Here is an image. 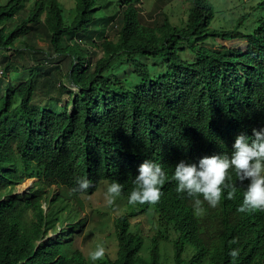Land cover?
Listing matches in <instances>:
<instances>
[{
    "label": "trees",
    "instance_id": "1",
    "mask_svg": "<svg viewBox=\"0 0 264 264\" xmlns=\"http://www.w3.org/2000/svg\"><path fill=\"white\" fill-rule=\"evenodd\" d=\"M25 1L0 5V49H14L20 37L46 30L57 56L70 51L68 78L76 91L69 93L70 110L68 105L60 111L34 105L40 92L49 93L57 80L53 75L40 81L43 74L37 66L26 79L10 82L0 97V264H86L78 250L62 256L61 241L37 243L59 220L53 212L43 214L38 193L3 198V192L30 178L63 187L72 196L92 195L101 183L119 182L120 197L128 202L145 159L160 163L169 179L158 203H128L131 210L114 225L118 249L108 264H161L156 240L143 258L138 255L142 238L129 232V217L151 206L178 233L174 264H232L228 253L233 248L240 251L236 264H264V211H237L247 181L241 186L233 174L236 198H224L216 208L203 202L200 211L192 198L177 194L171 179L179 161L230 153L237 134L251 135L253 128L264 126V15L249 34L239 30L242 18L231 30L216 32L210 30V2L189 0L184 28L167 19L151 28L141 22L137 0H122L116 41L101 43L103 58L87 74V53L75 43L64 49L59 43L66 33L76 36L93 24L96 0H75V16L68 25L57 0H34L26 19L5 33L3 24ZM259 6L264 9V0ZM210 37L241 39L245 46L217 50L199 45ZM181 42L193 53L191 61L181 57ZM120 55L131 60L139 78L134 88L103 76ZM138 55L161 58L164 72L152 75L134 58ZM7 76L5 69L3 78ZM77 177H87L94 186L87 193H73ZM29 209L35 222L24 217ZM186 246L194 250L188 258L183 257Z\"/></svg>",
    "mask_w": 264,
    "mask_h": 264
},
{
    "label": "rangeland",
    "instance_id": "2",
    "mask_svg": "<svg viewBox=\"0 0 264 264\" xmlns=\"http://www.w3.org/2000/svg\"><path fill=\"white\" fill-rule=\"evenodd\" d=\"M7 1L0 0V5L6 4ZM57 1L61 6L64 24L68 25L75 16V0ZM121 1L96 0L97 11L93 24L76 36L70 32L66 33L59 43L62 49L75 43L87 53L89 57L87 74L93 72L96 63L103 58L101 43L116 41L123 10ZM208 1L214 9L210 30L216 32L231 30L242 18L243 24L239 30L244 34H249L256 27L258 19L264 15V9L259 6L263 0ZM33 2L34 0H26L18 12L3 24L2 28L5 33L26 19ZM190 6L189 0H137L141 22L151 28L161 26L165 19L172 26L184 28ZM49 43L46 30L40 28L17 39L13 44L14 49H0V97L10 82L14 84L16 82L13 81L16 79H26L29 76L30 68L38 66L41 68L40 74H43L40 76V81L53 75L57 80L53 82L55 87L49 86V93L40 92L33 100L34 105L39 108L48 105L54 111H60L64 105H68V110L71 109L72 96L69 93L76 91V87L71 85L68 78L72 67V57L70 51L57 56ZM181 43L183 46L181 57L191 61L194 57L193 53L186 43ZM199 45L221 50L222 48H243L245 43L241 39L224 40L219 37H210ZM134 58L145 65L152 75L164 72L165 67L161 58H148L139 55ZM5 69L8 71V76L3 78ZM103 76L109 80L117 78L123 86L129 89L139 83L132 62L125 55L115 57ZM106 188L107 184L101 183L92 195L72 196L63 187H49L39 179L31 178L6 190L1 196L5 198L8 195H18L23 198L38 193L41 198L40 208L43 214L49 211L53 212L59 220L37 243L47 240L61 241L62 256L70 257L73 251L78 250L82 253L86 264H91L88 259L89 253L95 249L97 244L102 243L106 248V254L97 264H108L116 258L118 249L114 233L115 222L122 215H127L131 207L122 197L117 198L113 206H109L105 197ZM157 214L156 209L151 206L147 212L129 217V232L139 235L143 240L138 254L140 257L146 258L149 255L152 240L155 239L159 249L160 263L174 264L173 243L178 237V233L171 223L161 220ZM32 215L33 212L29 209L24 215L27 222H35V217ZM193 252L191 246H186L183 257L188 258Z\"/></svg>",
    "mask_w": 264,
    "mask_h": 264
},
{
    "label": "clouds",
    "instance_id": "3",
    "mask_svg": "<svg viewBox=\"0 0 264 264\" xmlns=\"http://www.w3.org/2000/svg\"><path fill=\"white\" fill-rule=\"evenodd\" d=\"M244 186L242 203L237 208L240 213L264 211V126L253 128L251 135L242 131L235 136L230 153L206 155L196 162L179 161L174 168L171 179L176 182L177 194L192 198L194 207L202 211V203L207 202L211 208L218 207L222 199H235L237 183ZM31 179V178H30ZM169 176L164 167L153 160L145 159L139 165L138 175L134 179V188L128 195L131 205L156 204L160 201L162 188ZM28 180V179H26ZM72 192L87 193L93 187V181L87 177H77ZM119 182L108 184L105 192L107 204L113 206L122 194ZM226 193V197H225ZM202 197V199H201ZM235 243V241H233ZM106 254L105 246L97 244L89 253L91 264H97ZM228 255L232 264H236L240 251L233 248Z\"/></svg>",
    "mask_w": 264,
    "mask_h": 264
},
{
    "label": "built area",
    "instance_id": "4",
    "mask_svg": "<svg viewBox=\"0 0 264 264\" xmlns=\"http://www.w3.org/2000/svg\"><path fill=\"white\" fill-rule=\"evenodd\" d=\"M75 92V91H74Z\"/></svg>",
    "mask_w": 264,
    "mask_h": 264
}]
</instances>
